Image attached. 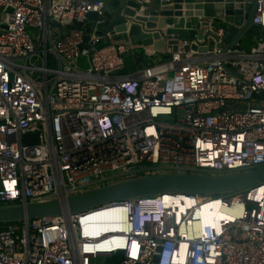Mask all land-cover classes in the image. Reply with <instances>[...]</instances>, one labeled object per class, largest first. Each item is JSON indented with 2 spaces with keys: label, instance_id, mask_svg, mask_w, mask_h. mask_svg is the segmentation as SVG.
Segmentation results:
<instances>
[{
  "label": "built area",
  "instance_id": "1",
  "mask_svg": "<svg viewBox=\"0 0 264 264\" xmlns=\"http://www.w3.org/2000/svg\"><path fill=\"white\" fill-rule=\"evenodd\" d=\"M125 1L136 12L128 25L154 4L173 5ZM106 24L100 1L0 0V208L148 175L264 166V0L254 19L259 38L248 50L224 51L227 28L211 24L206 39L151 63L155 53L131 73L132 47L105 30L99 35ZM190 43L207 51H185ZM82 58L87 69L78 66ZM29 133L39 134L37 145L24 143ZM262 188L169 194L180 202L170 208L164 194L2 224L0 264H105L99 260L118 255L116 264H264ZM183 199L191 204L183 208ZM207 206L216 212L211 225ZM97 212L116 219L85 227L82 220Z\"/></svg>",
  "mask_w": 264,
  "mask_h": 264
},
{
  "label": "water",
  "instance_id": "2",
  "mask_svg": "<svg viewBox=\"0 0 264 264\" xmlns=\"http://www.w3.org/2000/svg\"><path fill=\"white\" fill-rule=\"evenodd\" d=\"M104 3L107 24L103 30L114 34L113 42L129 43L133 51L141 56L139 61L150 63L155 53L169 50L178 52L181 45L193 39H206V28L211 24L227 28L223 36L226 42L223 50L240 48L248 33L258 36L259 27L254 24L258 0H173V5L154 4L145 17H136L128 25L127 17H134L135 10L127 8L125 0H94ZM90 20L97 14L90 13ZM53 27L61 29L57 23ZM82 28L83 24L75 23ZM87 33L90 28H87ZM88 36H86V40ZM213 45V41H209ZM107 45L112 41L107 40ZM206 52L196 44L184 46L185 51ZM24 143L35 146L39 143L38 133L23 137ZM264 183V166L225 175L164 173L123 180L101 188L26 205L0 208V225L25 220L75 216L89 210L117 201L137 200L164 194H185L189 196H220L237 193ZM158 259H156L157 263Z\"/></svg>",
  "mask_w": 264,
  "mask_h": 264
},
{
  "label": "bare ground",
  "instance_id": "3",
  "mask_svg": "<svg viewBox=\"0 0 264 264\" xmlns=\"http://www.w3.org/2000/svg\"><path fill=\"white\" fill-rule=\"evenodd\" d=\"M260 192H264V188H262L260 190ZM165 195H167V196L164 199V201H165V205L168 208H170L171 206L172 207L176 206L175 204H172V203H180L178 200L174 201V199H171L170 198L171 196L169 194H165ZM183 200H185V199H183ZM185 202H186L185 204H179V205H182L183 208H185L186 206H189L191 204V202L189 200H185ZM206 208H207V210H204L205 214H206L204 224L205 225H208V224L211 225L212 224L211 218L216 216V212L209 213L210 206H207ZM115 219H116L115 215H106V213L101 214V213L97 212L93 215H89V216L85 217L82 220V222H84L85 227L99 229V228H102L106 225L113 223V221Z\"/></svg>",
  "mask_w": 264,
  "mask_h": 264
},
{
  "label": "crops",
  "instance_id": "4",
  "mask_svg": "<svg viewBox=\"0 0 264 264\" xmlns=\"http://www.w3.org/2000/svg\"><path fill=\"white\" fill-rule=\"evenodd\" d=\"M255 42H256V38L254 39L253 42H251V44H249L248 47H243V46L242 47L244 49L248 50L252 45L255 44ZM181 47H183V46L181 45ZM170 54H171V52L169 50H166L163 53L156 54V56L154 58H151L152 59L151 63H153L155 60H159V58H163V59L168 58L170 56ZM127 56L131 57L132 65L134 66V70L137 67H145L147 65L145 61H139L138 60V58L141 56L140 54H138L137 52L135 53V52L131 51V52L127 53V55H126V69L128 66ZM129 65H131L130 62H129ZM126 73H128V72H126ZM129 73H131V72H129Z\"/></svg>",
  "mask_w": 264,
  "mask_h": 264
},
{
  "label": "rangeland",
  "instance_id": "5",
  "mask_svg": "<svg viewBox=\"0 0 264 264\" xmlns=\"http://www.w3.org/2000/svg\"><path fill=\"white\" fill-rule=\"evenodd\" d=\"M255 38H256V36H254L253 34L248 33L246 35V37L244 38V40L242 41V46L243 47H248L249 44H251V42H253ZM258 38H259V36H258ZM129 62H130L131 65H129ZM127 63H128V66H127L126 72L129 73V72L134 71V66L132 65V60H131L130 56H127ZM78 66L81 69H87L88 68L87 58H82L79 61ZM99 263H106V260L104 261L103 259H100Z\"/></svg>",
  "mask_w": 264,
  "mask_h": 264
},
{
  "label": "trees",
  "instance_id": "6",
  "mask_svg": "<svg viewBox=\"0 0 264 264\" xmlns=\"http://www.w3.org/2000/svg\"><path fill=\"white\" fill-rule=\"evenodd\" d=\"M121 259H122V256L118 255V256L107 259L105 264H116V263H119Z\"/></svg>",
  "mask_w": 264,
  "mask_h": 264
}]
</instances>
